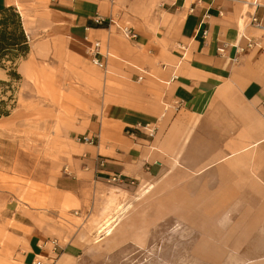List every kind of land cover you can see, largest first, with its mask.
Segmentation results:
<instances>
[{"label": "crops", "instance_id": "obj_1", "mask_svg": "<svg viewBox=\"0 0 264 264\" xmlns=\"http://www.w3.org/2000/svg\"><path fill=\"white\" fill-rule=\"evenodd\" d=\"M251 1L0 0L20 13L30 55L46 53L31 67L44 63L53 91L79 101L55 135L64 171L47 203L14 209L24 264H79L90 243L73 223L85 226L101 196L152 183L210 217V260L264 261V29L251 23L264 19V0ZM95 41L105 70L89 55ZM89 135L97 142L78 140Z\"/></svg>", "mask_w": 264, "mask_h": 264}, {"label": "rangeland", "instance_id": "obj_2", "mask_svg": "<svg viewBox=\"0 0 264 264\" xmlns=\"http://www.w3.org/2000/svg\"><path fill=\"white\" fill-rule=\"evenodd\" d=\"M35 55L29 52L0 67V80L11 81L0 83V110L9 112L0 117V264H24L23 244L13 235L14 209L47 203L51 179L64 171L55 136L62 133V113L79 103L70 94L53 91L44 63L43 68L31 67V58L40 65L46 53ZM12 65L22 79L10 77ZM152 184L150 191L151 184H134L119 190V196H101L98 211H89L85 226L81 219L73 223L84 228L90 243L79 264H264L210 260V217L190 210V197H175L174 188ZM114 219L119 221L113 233L105 236L100 229Z\"/></svg>", "mask_w": 264, "mask_h": 264}, {"label": "trees", "instance_id": "obj_3", "mask_svg": "<svg viewBox=\"0 0 264 264\" xmlns=\"http://www.w3.org/2000/svg\"><path fill=\"white\" fill-rule=\"evenodd\" d=\"M30 49V40L18 10L13 6L0 10V67L6 68V63L14 64L19 58L26 57ZM12 67L10 77L13 80L22 79L16 68ZM10 82L0 80L5 85H10ZM5 115H9V112L0 110V117Z\"/></svg>", "mask_w": 264, "mask_h": 264}, {"label": "built area", "instance_id": "obj_4", "mask_svg": "<svg viewBox=\"0 0 264 264\" xmlns=\"http://www.w3.org/2000/svg\"><path fill=\"white\" fill-rule=\"evenodd\" d=\"M204 0H193V5H198V4H201ZM252 5H254L255 7H259L260 6V3H259V0H252L250 2ZM191 11H193V6L191 7ZM251 23L261 29H264V19L263 18H260L256 15H254L252 18H251ZM95 21L97 24L99 25H104L106 24L109 28L113 25H116L117 28L120 29V31L122 32V34L127 37L128 39H136L138 34L136 33V31H134V29L128 25H125V26H122V25H119L116 21H114L112 18L110 19H107L101 15H98L95 17ZM204 35L205 37L208 36V31H205L204 32ZM249 46H253L254 45V41L249 39V43H248ZM102 48V43L101 41H95L92 45H91V48H89V55L91 57V60L93 62L94 65H96L97 67H99L100 69L102 70H105L107 69V64L102 61L101 59V51ZM238 51L241 52L244 50V47H241V46H238ZM219 51L220 53L224 52L225 49L224 48H219ZM149 131H151L150 133H154V130L155 128L153 127H150L148 129ZM79 141L81 142H84V143H88V144H94L97 142L98 140V137L94 136V135H89V136H84V137H81L78 139ZM103 164H104V161H101ZM101 163V164H102ZM112 181L114 182H119V183H124L125 180L124 178L121 176V175H115L111 178ZM134 183V182H132ZM58 248H59V245L57 243V240L56 239H52L51 241V250L53 251V253H58ZM49 258H46L45 256H41V255H38L35 257V259H33L32 263L31 264H51V262L49 263V261L47 260ZM54 264V263H53Z\"/></svg>", "mask_w": 264, "mask_h": 264}, {"label": "bare ground", "instance_id": "obj_5", "mask_svg": "<svg viewBox=\"0 0 264 264\" xmlns=\"http://www.w3.org/2000/svg\"><path fill=\"white\" fill-rule=\"evenodd\" d=\"M119 219H114L113 221H109L105 226L102 228V230H106V233L108 235H111L113 233V230L115 228L116 223L118 222Z\"/></svg>", "mask_w": 264, "mask_h": 264}]
</instances>
